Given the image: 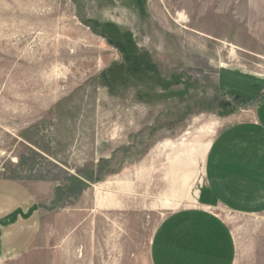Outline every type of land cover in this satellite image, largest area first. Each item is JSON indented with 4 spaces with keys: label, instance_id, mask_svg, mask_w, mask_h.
<instances>
[{
    "label": "rangeland",
    "instance_id": "rangeland-1",
    "mask_svg": "<svg viewBox=\"0 0 264 264\" xmlns=\"http://www.w3.org/2000/svg\"><path fill=\"white\" fill-rule=\"evenodd\" d=\"M263 90L264 0H0V176L80 215L63 264H150L222 117ZM221 216L234 264H264V213Z\"/></svg>",
    "mask_w": 264,
    "mask_h": 264
},
{
    "label": "crops",
    "instance_id": "crops-1",
    "mask_svg": "<svg viewBox=\"0 0 264 264\" xmlns=\"http://www.w3.org/2000/svg\"><path fill=\"white\" fill-rule=\"evenodd\" d=\"M239 110L222 117L206 149L196 203L156 227L150 264H234L236 243L222 213H264V90ZM78 219L44 210L36 188L0 176V264H63L64 233Z\"/></svg>",
    "mask_w": 264,
    "mask_h": 264
},
{
    "label": "bare ground",
    "instance_id": "bare-ground-1",
    "mask_svg": "<svg viewBox=\"0 0 264 264\" xmlns=\"http://www.w3.org/2000/svg\"><path fill=\"white\" fill-rule=\"evenodd\" d=\"M179 21H187V17L183 13L178 14Z\"/></svg>",
    "mask_w": 264,
    "mask_h": 264
}]
</instances>
